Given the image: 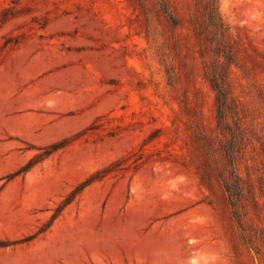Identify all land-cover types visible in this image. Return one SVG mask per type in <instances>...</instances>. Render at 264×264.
I'll list each match as a JSON object with an SVG mask.
<instances>
[{"label":"rangeland","instance_id":"obj_1","mask_svg":"<svg viewBox=\"0 0 264 264\" xmlns=\"http://www.w3.org/2000/svg\"><path fill=\"white\" fill-rule=\"evenodd\" d=\"M173 1L0 0V264H264V0H219L235 140Z\"/></svg>","mask_w":264,"mask_h":264},{"label":"trees","instance_id":"obj_2","mask_svg":"<svg viewBox=\"0 0 264 264\" xmlns=\"http://www.w3.org/2000/svg\"><path fill=\"white\" fill-rule=\"evenodd\" d=\"M187 12V27L196 35V38L202 43L199 48V55L203 60V78L207 81L213 92L214 104L216 107L217 127L219 131H229L233 135L232 139L240 136L243 132L242 120L239 112H227L231 110L234 104V97L228 82V76L231 72L232 48L228 37L230 36L229 27L224 23L219 12V0H184ZM158 5L155 7L157 16H162L169 20L172 26L181 23L177 13L178 7L173 0H154ZM145 20H148L146 17ZM206 57L210 58L206 60ZM223 57V58H221ZM168 80L170 77L167 75ZM232 115L236 124L235 128L228 121V114ZM199 138L209 139L203 133L198 132ZM240 138V137H239ZM232 143V142H231ZM226 149V148H225ZM226 153L231 159V163L236 161L233 150L226 149ZM242 176L238 173L236 164L230 174L223 176L222 183L224 191L233 206V213L238 214L236 204L242 194ZM254 204H258L255 200Z\"/></svg>","mask_w":264,"mask_h":264}]
</instances>
